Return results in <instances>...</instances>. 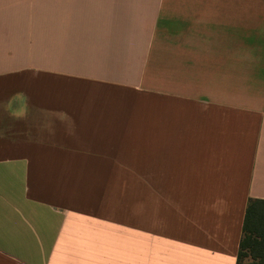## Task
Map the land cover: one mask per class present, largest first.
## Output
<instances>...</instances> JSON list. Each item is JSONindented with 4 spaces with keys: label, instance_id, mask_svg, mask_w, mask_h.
Listing matches in <instances>:
<instances>
[{
    "label": "crops",
    "instance_id": "1",
    "mask_svg": "<svg viewBox=\"0 0 264 264\" xmlns=\"http://www.w3.org/2000/svg\"><path fill=\"white\" fill-rule=\"evenodd\" d=\"M250 199L264 0H0V264H236Z\"/></svg>",
    "mask_w": 264,
    "mask_h": 264
},
{
    "label": "trees",
    "instance_id": "2",
    "mask_svg": "<svg viewBox=\"0 0 264 264\" xmlns=\"http://www.w3.org/2000/svg\"><path fill=\"white\" fill-rule=\"evenodd\" d=\"M236 264H264V200L247 202Z\"/></svg>",
    "mask_w": 264,
    "mask_h": 264
},
{
    "label": "rangeland",
    "instance_id": "3",
    "mask_svg": "<svg viewBox=\"0 0 264 264\" xmlns=\"http://www.w3.org/2000/svg\"><path fill=\"white\" fill-rule=\"evenodd\" d=\"M108 189L110 190L111 188H110V184H108ZM117 189V188H116Z\"/></svg>",
    "mask_w": 264,
    "mask_h": 264
}]
</instances>
